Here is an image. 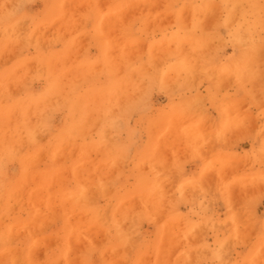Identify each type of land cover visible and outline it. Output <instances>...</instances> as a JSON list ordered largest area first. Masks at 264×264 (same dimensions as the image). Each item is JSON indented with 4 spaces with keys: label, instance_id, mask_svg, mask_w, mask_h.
Returning <instances> with one entry per match:
<instances>
[{
    "label": "rangeland",
    "instance_id": "rangeland-1",
    "mask_svg": "<svg viewBox=\"0 0 264 264\" xmlns=\"http://www.w3.org/2000/svg\"><path fill=\"white\" fill-rule=\"evenodd\" d=\"M263 49L264 0H0V264H92L90 246L67 243L93 238L115 264L105 243L152 242L162 216L185 229L167 217L189 184L195 199L248 190L235 155L209 150L234 146L233 128L210 136L203 116L218 98L257 96ZM142 255L127 264H156L155 249Z\"/></svg>",
    "mask_w": 264,
    "mask_h": 264
},
{
    "label": "crops",
    "instance_id": "crops-1",
    "mask_svg": "<svg viewBox=\"0 0 264 264\" xmlns=\"http://www.w3.org/2000/svg\"><path fill=\"white\" fill-rule=\"evenodd\" d=\"M255 41L260 42L258 39ZM259 51H256V55ZM235 53L238 55L245 51L240 48L235 50ZM257 56L264 57V55ZM259 62L262 63V61ZM259 62L258 65H261ZM263 79L264 75L262 74L256 81V87L259 90L257 99L254 97L250 101H246L230 96L218 98L216 100L218 102L217 109H213L211 113L203 116V122L212 124L210 136L220 137L225 133V129L233 128L234 132L229 137L234 139V146L218 143L209 150L219 155L234 154L236 159L234 169L237 170L234 174L235 177L248 174L253 184L248 185V190L235 193L231 199H226L225 194L220 192L213 200L204 194L200 199H195L194 187L189 184L185 189L186 192L182 191V196L177 197L176 207L168 213L167 217L168 219L176 216L184 220L185 229L183 225L180 229L165 225L163 223L165 217L162 216L160 220L156 221L158 226L155 227V240L152 242L151 239L143 237L136 244L134 243L135 245L116 242L117 247H114L113 242L105 243L107 246L105 248L113 249V255L119 258L115 264H127L131 258L134 259L135 250H137V257L142 258L143 252L148 247L156 250V264H264V106H262L264 105V93L260 91L264 90ZM223 104L224 109L227 107L232 112L223 113ZM188 152L195 153L197 149L192 148ZM219 164L218 170L221 171V176L218 183L225 185L230 179L231 173H226V162L223 161ZM179 168L185 170V178H180V183H188L194 179V170L197 169H194L193 164ZM162 207H165L164 201L161 202ZM235 215L236 218L238 217L237 219ZM139 219L144 222L141 233L146 235L145 217L142 219V215H139ZM179 221L181 222V220ZM198 235L203 237L200 240V248L196 247L198 242L195 240V236ZM233 243L236 244L232 245ZM101 245L103 243H97V241L67 243L69 249L81 248L84 250L90 246L92 251L89 259L92 264H101L99 254L93 252L95 248H103L100 247ZM50 249L49 245L43 248L45 252L49 250L48 254L43 253V257L48 261L53 260L57 255L56 252H50ZM178 251L183 252L179 258H175ZM106 258L109 259L108 253Z\"/></svg>",
    "mask_w": 264,
    "mask_h": 264
},
{
    "label": "bare ground",
    "instance_id": "bare-ground-1",
    "mask_svg": "<svg viewBox=\"0 0 264 264\" xmlns=\"http://www.w3.org/2000/svg\"><path fill=\"white\" fill-rule=\"evenodd\" d=\"M223 1H224V0H223ZM236 2H237V1H236ZM170 3H171V2H170ZM231 3H232V2H231ZM6 4H7V3H6ZM15 4H16V3H15ZM101 5H103V3H102ZM118 5H119V4H118ZM173 5H174V4H173ZM173 5H172V6H173ZM67 6H68V5H67ZM172 6H170V7H172ZM83 7H84V6H83ZM83 7H82V8H83ZM245 7H246V6H245ZM196 9H197V8H196ZM72 10H73V9H72ZM76 11H77V10H76ZM229 12H230V11H229ZM170 13H173V12L171 11ZM183 15H184V14H183ZM209 15H210V14H209ZM209 15H207V16H209ZM160 16H161V15H160ZM189 17H190V16H189ZM183 19H184V17H183ZM207 19H208V18H207ZM207 19H206V20H207ZM210 19H211V18H210ZM82 20H83V19H82ZM206 20H205V21H206ZM185 21H186V20H185ZM188 21H189V20H188ZM207 21H208V20H207ZM244 21H245V20H244ZM208 22H210V21H208ZM208 22H207V23H208ZM187 23H188V22H187ZM192 24H193V23H192ZM208 24H209V23H208ZM189 25H190V24H188L187 26H189ZM229 26H230V25H229ZM234 26H235V25H234ZM61 27H62V26H61ZM192 28H193V27H192ZM89 29H90V28H89ZM104 30H105V29H104ZM188 32H190V31H188ZM207 34H208V33H207ZM210 34H211V33H209V35H210ZM219 34H220V33H219ZM200 35H201V34H200ZM211 35H212V34H211ZM212 36H213V35H212ZM190 37H191V36H190ZM205 38H206V37H205ZM115 44H116V43H115ZM119 44H120V43H119ZM181 45H182V44H181ZM181 45H180V48H182V50H183V49L185 50V47H184V46L181 47ZM209 45L212 46V44H208V47H209ZM167 46H168V45H167ZM171 46H172V44L170 45V47H171ZM173 47H174V46H173ZM128 48H129V47H128ZM171 48H172V47H171ZM168 49H169V48H168ZM186 49H187V48H186ZM178 50H179V49H178ZM261 50H262V49H261ZM263 50H264V49H263ZM117 51H118V50H117ZM257 51H258V50H257ZM153 52H154V51H153ZM184 52H185V51H184ZM187 52H190V51L188 50ZM259 52H262V51H259ZM263 52H264V51H263ZM263 52H262V53H263ZM262 53H261V54H262ZM158 54H159V52H158ZM257 54H258V53H257ZM161 55H162V53H161ZM258 55H259V54H258ZM132 56H133V55H132ZM257 58H258V57H257ZM257 58H256V60H257ZM260 60H261V59H260ZM260 60H259V61H260ZM257 61H258V60H257ZM198 63H199V62H198ZM253 63H254V62H253ZM259 63H261V62H259ZM251 64H252V63H251ZM254 65H256V63H255ZM261 65H262V63H261ZM263 65H264V64H263ZM28 66H29V64H28ZM171 66H172V65H171ZM191 66H192V65H191ZM259 66H260V65L255 66V67L258 68ZM255 67H254V69H255ZM262 67H263V66H262ZM252 68H253V67H252ZM259 69H260V68H259ZM262 69H263V68H261V71H262ZM246 70H248V69H246ZM177 72H178V71H177ZM193 72H194V71H193ZM197 72H198V71H197ZM250 72H251V70H250ZM255 72H256V71H255ZM257 72H258V71H257ZM257 72H256V73H257ZM263 72H264V69H263ZM200 73H201V72H200ZM251 73H252V72H251ZM258 73L260 74V72H258ZM121 74H122V73H121ZM233 74H234V73H233ZM262 74H264V73H262ZM198 75H199V73H198ZM253 75H254V74H253ZM253 75H252V76H253ZM175 76H176V75H175ZM182 76H183V75H182ZM154 77H155V76H154ZM193 77H194V76H193ZM223 77H224V76H223ZM194 78H195V77H194ZM238 78H239V77H238ZM261 80H262V78H261ZM246 81H247V80H246ZM248 81H249V80H248ZM263 81H264V79H263ZM260 82H261V81H260ZM222 84H223V83H222ZM231 84H232V83H231ZM175 85H176V84H175ZM220 86H221V84H220ZM174 87H175V86H174ZM176 87H178V86H176ZM223 87H224V86H223ZM171 88H172V86H171ZM221 88H222V87H221ZM248 88H249V87H248ZM173 89H174V88H173ZM142 90H143V88H142ZM142 90H141V91H142ZM9 91H10V90H9ZM141 91H140V92H141ZM250 91H251V90H250ZM180 93H181V92H180ZM252 93H253V92H252ZM175 94H176V93H175ZM257 95H258V94H257ZM251 96H252V95H251ZM254 96H255V95H254ZM205 97H206V96H205ZM122 98H124V97L122 96ZM119 99H120V98H119ZM256 99H257V97H256ZM200 100H201V99H200ZM119 101H120V100H119ZM204 101H205V100H204ZM262 101H263V100H262ZM126 103H127V102H126ZM198 103H199V101H198ZM119 104H120V103H119ZM223 105H224V104H223ZM246 105H247V104H246ZM119 106H121L122 108L124 107V106H122V101H121V104H120ZM119 106H117V107H118V108H121V107H119ZM262 106H264V105H262ZM259 107H260V106H259ZM122 108H121V109H122ZM239 108H240V107H239ZM231 109H232V108H231ZM28 114H29V113H28ZM245 117H246V116H245ZM248 119H249V117H248ZM248 122H249V121H248ZM231 124H232V123H231ZM253 124H254V123H253ZM243 125L246 126V124H243ZM250 126H251V125H250ZM230 127H231V125H230ZM248 128H249V127H248ZM256 128H257V127H256ZM249 129H250V128H249ZM201 130H202V129H201ZM204 130H205V129H203V131H204ZM93 131H94V130H93ZM189 132H190V131H189ZM193 133H194V132H193ZM230 133H231V132H230ZM203 134H204V133H203ZM206 134H207V133H206ZM261 134H262V133H261ZM123 135H124V134H123ZM211 135H212V134H211ZM106 136H107V135H106ZM202 136H203V135H202ZM206 136H207V135H206ZM206 136H204V137H206ZM38 137H39V134H38ZM40 137H41V136H40ZM226 137H227V136H226ZM231 138H232V137H231ZM40 139H41V138H40ZM40 139H39V140H40ZM227 139H228V138H227ZM258 139H259V138H258ZM197 140H198V139H197ZM220 140H221V139H220ZM231 140H232V139H231ZM165 141H166V140H165ZM200 142H201V141H200ZM212 142H213V141H212ZM231 142H232V141H231ZM208 144H209V143H208ZM214 145H215V144H214ZM215 146H216V145H215ZM110 147H111V146H110ZM173 149H174V148H173ZM66 150H67V149H66ZM101 150H102V149H101ZM62 151H63V150H62ZM132 152H133V151H132ZM70 153H71V152H70ZM74 153H75V152H74ZM203 153H204V152H203ZM57 155H59V154H57ZM71 156H72V155H71ZM63 157H64V155H63ZM205 158H206V157H205ZM180 159H181V157H180ZM126 161H127V159H126ZM117 162H118V161H117ZM88 163H89V162H88ZM118 164H119V163H118ZM118 164H117V165H118ZM233 164H234V163H233ZM83 165H84V164H83ZM212 165H213V163H212ZM235 165H236V164H235ZM237 165H238V164H237ZM125 167H126V166H125ZM211 167H212V166H211ZM211 167H210V169H212ZM237 167H238V166H237ZM90 168H91V167H90ZM160 170H161V169H160ZM68 175H69V174H68ZM207 175H209V174H207ZM210 176H212V175L210 174L209 177H210ZM220 176H221V175H220ZM108 177H109V175H108ZM108 177H107V178H108ZM159 177H160V176H159ZM203 178H205V176H204ZM252 178H253V177H252ZM88 179H89V178H88ZM225 179H226V178H225ZM247 179H249V178H247ZM254 179H255V177H254ZM258 179H259V178H258ZM261 179H263V178L261 177ZM79 180H80V178H79ZM239 180H240V179H239ZM84 181H85V180H84ZM253 181L256 182V180H253ZM262 181H263V180H262ZM231 182H232V181H231ZM231 182H230V183H231ZM234 182H235V181H234ZM238 182H239V181H238ZM248 182H249V181H248ZM255 182H254V183H255ZM204 183H205V182H204ZM208 183H209V182H208ZM239 183H240V182H239ZM115 184H116V183H115ZM232 184H233V183H232ZM252 184H253V182H252ZM226 185H227V184H226ZM202 186H203V185H202ZM260 186H261V185H260ZM85 187H86V186H85ZM203 187H204V186H203ZM235 187H236V185H235ZM237 187H239V186H237ZM242 187H243V186H242ZM90 188H91V187H90ZM190 188H191V187H190ZM206 188H207V187H206ZM230 188H232V187H230ZM48 189H49V188H48ZM92 189H93V188H92ZM233 189H234V188H233ZM236 189H237V188H236ZM259 189H260V188H259ZM262 189H263V187H262ZM206 190H207V189H206ZM255 190H256V189H255ZM228 191H229V188H228ZM236 191H237V190H236ZM50 192H51V191H50ZM185 192H186V191H185ZM111 193H112V192H111ZM51 194H52V193H51ZM85 194H86V193H85ZM105 194H107V193L105 192ZM108 195H109V194H108ZM230 195H232L231 192H230ZM94 196H95V195H94ZM170 196H171V195H170ZM187 196H188V195H187ZM233 196H234V194H233ZM96 197H97V196H96ZM96 197H94V199H95ZM174 197H175V196H174ZM84 198H86V197H84ZM231 198H233V197H231ZM52 199H53V198H52ZM52 199H51V200H52ZM96 200H97V199H96ZM132 200H133V199H132ZM21 201H22V200H21ZM35 201H36V200H35ZM128 201H129V200H128ZM128 201H127V203H128ZM40 202H41V200H40ZM233 202H235V201H233ZM42 203H43V202H41V204H42ZM56 203H57V202H56ZM56 203H55V204H56ZM148 203H149V202H148ZM204 203H205V201H204ZM36 204H37V203H36ZM38 204H39V206H40V203H38ZM210 204H211V203H210ZM34 205H35V204H34ZM24 206H25V205H24ZM48 206H49V205H48ZM65 206H66V205H65ZM209 206H210V205H209ZM211 206H212V205H211ZM236 206H237V205H236ZM152 207H153V206H152ZM167 207H168V206H167ZM38 208H39V207H38ZM210 208H211V207H210ZM43 209H44V208H43ZM58 209H59V208H58ZM242 209H243V206H242ZM38 210H39V209H38ZM50 210H51V209H50ZM52 210H53V209H52ZM124 211H125V210H124ZM45 212H46V211H45ZM59 213H60V212H59ZM107 213H108V212H107ZM44 214H45V213H44ZM117 214H118V213H117ZM162 214H163V213H162ZM78 215H79V214H78ZM125 215H126V214H125ZM163 215H164V214H163ZM43 216H45V215H43ZM53 216H54V214H53ZM107 216H108V215H107ZM238 216H239V215H238ZM40 217H41V216H40ZM72 217H73V216H72ZM108 217H109V216H108ZM254 217H255V216H254ZM261 217H262V216H261ZM73 218H74V217H73ZM129 218H130V216H129ZM235 218H236V215H235ZM237 218H238V217H237ZM237 218H236V219H237ZM43 219H44V217H43ZM50 219H51V218H50ZM250 219H251V218H250ZM45 220H46V219H45ZM45 220H44V221H45ZM56 220H57V219H56ZM82 220H83V219H82ZM123 220H124V219H123ZM129 220H130V219H129ZM44 221H43V223H44ZM72 221H73V220H72ZM134 221H135V220H134ZM157 221H158V220H157ZM45 222H46V221H45ZM118 222H120V221H118ZM41 223H42V222H41ZM135 223H136V221H135ZM239 223H240V222H239ZM250 223H251V222H250ZM49 224H50V223H49ZM131 224H132V223H131ZM28 225H29V224H28ZM228 225H229V223H228ZM29 226H30V225H29ZM73 226H74V225H73ZM121 226H122V224H121ZM130 226H131V225H130ZM217 226H218V225H217ZM250 226H251V224H250ZM17 227H18V226H17ZM36 227H37V226H36ZM255 227H256V226H255ZM80 228H81V227H80ZM223 228H224V227H223ZM33 229H36V228L33 227ZM83 229H84V228H83ZM88 229H89V228H88ZM88 229H85V230H88ZM91 229H92V228H91ZM91 229H90V230H91ZM94 229H95V227H94ZM126 229H127V228H126ZM134 229H135V228H134ZM205 229H206V228H205ZM239 229H240V228H239ZM243 229H244V228H243ZM30 230H31V229H30ZM77 230H78V229H77ZM80 230H81V229H80ZM80 230H79V232H80ZM124 230H125V229H124ZM250 230H251V229H250ZM255 230H256V229H255ZM23 231H24V230H23ZM23 231H22V232H23ZM92 231H93V230H92ZM128 231H129V230H128ZM201 231H202V230H201ZM238 231H239V230H238ZM240 231H241V230H240ZM83 232H84V230H83ZM87 232H88V231H87ZM90 232H91V231H90ZM91 233H92V232H91ZM128 233H129V232H128ZM86 234H87V233H86ZM94 234H95V233H94ZM94 234H93V235H94ZM204 234H205V233H204ZM240 234H241V233H240ZM82 235H84V234H82ZM90 235H91V234H90ZM185 235H186V234H185ZM86 236H88V235H85V237H86ZM96 236H97V235H95V237H96ZM101 236H102V235H101ZM101 236H100V237H101ZM90 237H91V236H90ZM133 237H134V236H133ZM48 238H49V237H48ZM140 238H141V237H140ZM249 238H250V237H249ZM49 239H50V238H49ZM15 240H16V239H15ZM82 240H83V239H82ZM90 240H91V239H90ZM102 240H103V239H102ZM135 240H136V239H135ZM137 240H138V239H137ZM201 240H202V239H201ZM248 240H249V239H248ZM93 241H94V238L92 239V242H93ZM239 242H240V241H239ZM53 243H54V242H53ZM97 243H98V242H97ZM131 243H133V241H132ZM70 244H71V243H70ZM96 245H97V244H96ZM131 245H132V244H131ZM227 246H228V245H227ZM229 246H230V245H229ZM49 247H50V246H49ZM42 248H43V247H42ZM47 248H48V247H47ZM262 250H263V249H262ZM125 251H126V250H125ZM260 251H261V249H260ZM263 251H264V250H263ZM206 252H207V251H206ZM209 253H210V252H209ZM263 253H264V252H263ZM227 254H229V253H227ZM36 255H37V254H36ZM207 256H208V255H207ZM222 256H223V255H222ZM79 257H80V256H79ZM29 258H31V257H29ZM33 259H34V258H33ZM42 259H43V257H42ZM67 259L70 260L69 257H67ZM226 260H227V259H226ZM70 261H71V260H70ZM68 262H69V261H68ZM71 262H72V261H71ZM117 262H118V261H117ZM30 263H32V262H30ZM42 263L44 264V262H42ZM77 263H78V262H77ZM256 263H257V262H256ZM25 264H26V263H25ZM32 264H33V263H32ZM78 264H79V263H78ZM118 264H119V263H118ZM259 264H261V263H259Z\"/></svg>",
    "mask_w": 264,
    "mask_h": 264
}]
</instances>
